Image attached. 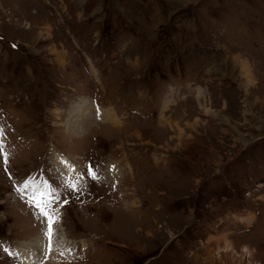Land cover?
Here are the masks:
<instances>
[{"label": "rangeland", "instance_id": "obj_1", "mask_svg": "<svg viewBox=\"0 0 264 264\" xmlns=\"http://www.w3.org/2000/svg\"><path fill=\"white\" fill-rule=\"evenodd\" d=\"M51 143L118 169L64 200L60 264H264V0H0V264L44 254L15 190Z\"/></svg>", "mask_w": 264, "mask_h": 264}, {"label": "snow or ice", "instance_id": "obj_2", "mask_svg": "<svg viewBox=\"0 0 264 264\" xmlns=\"http://www.w3.org/2000/svg\"><path fill=\"white\" fill-rule=\"evenodd\" d=\"M0 151H3L2 146H0ZM4 162H8V157L5 155ZM75 171V169H72ZM87 175L91 176L92 179H97V172L94 170L93 166H88ZM82 179V176H77L75 179L72 180V182L68 183V187L73 191H78V185L80 180ZM29 187V182H25L23 184V188H18L17 191H23L24 189H27ZM45 191L39 192L38 194L34 191L33 195L28 198L29 203L33 205L39 213L40 217L45 218L46 220V229L44 232L45 237L47 238V244L44 249L45 254H50L53 250V243L54 241L57 244H61L62 241L59 240L58 236V226H59V220H58V208H53V199H46V197H50L51 193L47 191V186H45ZM64 203H67V201H64ZM4 251H7V249H4ZM63 254V253H62Z\"/></svg>", "mask_w": 264, "mask_h": 264}, {"label": "bare ground", "instance_id": "obj_3", "mask_svg": "<svg viewBox=\"0 0 264 264\" xmlns=\"http://www.w3.org/2000/svg\"><path fill=\"white\" fill-rule=\"evenodd\" d=\"M92 105V104H91ZM95 105V104H94ZM96 106V105H95ZM92 107H93V105H92ZM97 108H99V109H104L103 107H98V106H96ZM100 114V113H99ZM104 114V113H103ZM101 115V114H100ZM109 115H111V114H109ZM107 116V114H104V118ZM108 117H110V116H108ZM53 156V155H52ZM58 157H60V156H58ZM54 162V161H53ZM55 164H57L58 165V167L60 168V170L62 171V173H64V172H66V170L67 169H69V168H71V166H69L70 164L68 163V161L67 160H62V162H59V163H56V162H54ZM61 163H62V165H61ZM132 167V166H131ZM105 169V168H104ZM104 172H105V170H104ZM103 172V173H104ZM132 172H134V169L132 168ZM106 173V172H105ZM63 175H65V174H63ZM37 193V192H36ZM38 194V193H37ZM29 195V194H28ZM31 208V207H30ZM34 209V208H33ZM36 209V208H35ZM42 219H44V222H43V226H44V228L43 229H41V235L39 236V238H36V242L34 243L33 242V244L31 245V246H33V249H37L38 250V248H40L41 246H42V244L41 243H43V241H44V239H45V244L41 247L42 248V250H44L45 249V247H46V244H47V238L45 237V235H44V232H45V229H46V220H45V218H43L42 217ZM64 241H65V239H62V243H64ZM31 246H28V249H29V247H31ZM23 249H25V248H22V250H21V252H22V254L24 255V258H23V262H24V264H43V263H47V262H49V263H47V264H60V261H59V259H60V257L57 255V250L58 249H56V246H55V244L53 243V250L51 251V253L50 254H45V251H44V254H43V256L41 257V256H38L37 255V257H38V259H37V257L35 256V252L34 251H32V252H34V253H32V254H30L29 252L27 253V251L26 250H23ZM67 251V250H66ZM65 251V252H66ZM18 252V251H17ZM38 252V251H37ZM47 256V257H46ZM35 257H36V261H34L33 262V259H35ZM46 257V259L48 258V260L49 261H42V258H45ZM21 259V258H20ZM26 262V263H25Z\"/></svg>", "mask_w": 264, "mask_h": 264}, {"label": "crops", "instance_id": "obj_4", "mask_svg": "<svg viewBox=\"0 0 264 264\" xmlns=\"http://www.w3.org/2000/svg\"><path fill=\"white\" fill-rule=\"evenodd\" d=\"M93 107H94V106H93ZM93 107H92V108H93ZM94 110H95V109H94ZM98 110H100V113H101V111H103V110H101V109H98ZM98 110H95V111H98ZM242 218H244V217H242ZM239 219H240V218H239ZM37 238H39V237H37ZM41 244H42V243H41ZM42 246H43V244H42ZM42 246H41V247H42Z\"/></svg>", "mask_w": 264, "mask_h": 264}, {"label": "flooded vegetation", "instance_id": "obj_5", "mask_svg": "<svg viewBox=\"0 0 264 264\" xmlns=\"http://www.w3.org/2000/svg\"><path fill=\"white\" fill-rule=\"evenodd\" d=\"M124 128H125V127H124ZM103 174H104V176H106V173H105V172H104ZM105 181H106V180H105ZM89 190H91V189L89 188L87 191H89Z\"/></svg>", "mask_w": 264, "mask_h": 264}]
</instances>
